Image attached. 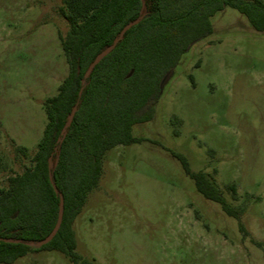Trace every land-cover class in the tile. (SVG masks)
Instances as JSON below:
<instances>
[{
	"label": "rangeland",
	"instance_id": "374dc122",
	"mask_svg": "<svg viewBox=\"0 0 264 264\" xmlns=\"http://www.w3.org/2000/svg\"><path fill=\"white\" fill-rule=\"evenodd\" d=\"M63 5L0 0V189L30 165L47 123L45 100L68 75ZM211 22L214 33L182 56L153 119L133 126L144 141L105 154L74 222L76 251L94 264H264V34L231 7ZM173 152L214 179L242 211L248 237L197 191ZM13 264L72 263L40 251Z\"/></svg>",
	"mask_w": 264,
	"mask_h": 264
},
{
	"label": "trees",
	"instance_id": "16d2710c",
	"mask_svg": "<svg viewBox=\"0 0 264 264\" xmlns=\"http://www.w3.org/2000/svg\"><path fill=\"white\" fill-rule=\"evenodd\" d=\"M226 7L244 14L264 34L263 0H64L59 13L69 30L59 38L68 75L58 93L45 100L47 123L30 165L0 189V238L18 240H0V264L40 251L60 252L72 264H94L76 251L74 222L99 184L106 152L144 141L133 137V126L153 119L162 79L194 44L214 33L211 18ZM136 19L86 77L97 55ZM75 107L72 123L62 133ZM172 122L180 120L173 116ZM173 155L197 191L237 219L248 237L242 211L227 201L214 179L192 171L183 155ZM54 185L64 197L63 221L55 237L40 245L58 218L60 197ZM226 187L237 200L236 184Z\"/></svg>",
	"mask_w": 264,
	"mask_h": 264
},
{
	"label": "water",
	"instance_id": "95a60500",
	"mask_svg": "<svg viewBox=\"0 0 264 264\" xmlns=\"http://www.w3.org/2000/svg\"><path fill=\"white\" fill-rule=\"evenodd\" d=\"M139 22V19H136L130 23H128L120 32L119 36L114 40L113 44L108 46L105 50H103L100 54L97 55V57L94 59V61L91 63V65L89 66L85 76L87 77L91 71L93 70V68L95 67L96 64H98L106 55H108L113 49L114 47L117 45V43L119 42V40L122 39L123 35L125 34V32L127 30H129L132 26L136 25ZM132 75V72L129 73L128 77H130ZM173 76V71L168 72L164 78L162 79L161 83H160V91L162 92L164 87L166 86V84L169 82V80L171 79V77ZM76 112V107L72 110L67 123L65 124L62 133H64L67 129L68 126H70V124L72 123L73 117L75 115ZM61 140V139H60ZM54 190L55 192L59 195L60 197V204H59V211H58V218L56 221V224L52 230V232L44 239L40 242V245H45L47 243H49L57 234L58 230L61 227L62 221H63V214H64V197L63 195L59 192L58 188L56 185H54ZM0 240H5L7 242L10 243H16L18 242V240H14V239H2L0 238Z\"/></svg>",
	"mask_w": 264,
	"mask_h": 264
}]
</instances>
